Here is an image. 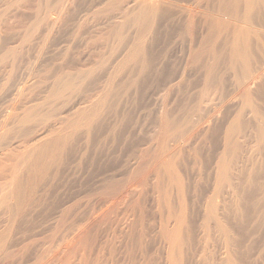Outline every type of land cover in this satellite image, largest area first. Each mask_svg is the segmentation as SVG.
Segmentation results:
<instances>
[{
	"label": "rangeland",
	"instance_id": "1",
	"mask_svg": "<svg viewBox=\"0 0 264 264\" xmlns=\"http://www.w3.org/2000/svg\"><path fill=\"white\" fill-rule=\"evenodd\" d=\"M9 1L0 0V190H2L0 191V193L2 192V195L4 191H6V182L8 183V181H10L9 179H12V177H14L12 173H14L13 169L17 165L16 163H18L19 166V163H21L20 160L24 159L25 154L34 145V141L31 138H34L35 135H30V133H28L30 131L24 132V130H26L25 127L24 129H20V133L17 132V129L23 127L22 123L20 122V118L23 116L25 111L29 107H32L34 105H36L34 107V111H36L42 104H45L44 108L41 109L43 112L49 110V105L53 106L54 108L55 106L60 104L58 107H62L61 103L63 104L64 101H61L60 103V100H57V102L59 103L56 105V100L52 95V90L54 89L53 86L55 82L56 86L60 80H66L68 76L81 79L82 81L87 83L90 82V84H85V86L88 88L86 95L90 94L92 96V94H94L92 96L94 100H97L99 98V96L97 95H99V93L101 95L102 92L104 93V90H106L108 86V88H110V86L112 87V84H115L114 82L118 80V77H120V80L122 78L121 76L123 75H118L114 78V76L111 74L114 73L113 67L117 65V62L121 61L122 54H124V51L120 50L122 48L121 41L123 39V36L117 34V32L112 28L114 26H119L120 24L128 20L125 19V15H123L121 12L114 10V6L110 3H113L115 1L112 2V0H106L105 2L101 3L99 7H94L95 9L97 8L94 12L90 11L92 14L88 15L91 16L86 17V15H84L88 13L86 12L82 13L81 16L79 15L80 19H78V16H75L77 19L73 17L74 19L64 18L61 20H55L54 29L46 25V22L49 20L48 17L44 18L38 29L35 30V32H31V37L25 38V33L33 27L35 22V2L37 0H35L34 2L33 0H30V3L28 2L29 5L26 4L27 6L25 5L21 8H19L20 6H17V4L14 2L9 4ZM129 1V5H131V0ZM41 2L43 3V0H41ZM182 3L184 2L174 3L175 5L170 4L172 7L167 3L168 6L165 5V8H172L171 14L172 16H175L173 17V19H175L171 20V17L169 18L170 20H168L170 21L169 23L167 21L165 22V24L162 23L164 27L160 25L155 29V31L161 30L160 33L162 34L166 31L163 35L161 34V37L158 38L156 44L154 45L156 47L154 49V53L158 61L156 62L155 58V62L159 68L161 66L160 69L164 67L169 73L171 71L178 70L180 73L177 71V74L180 75H177L176 72H172V74L174 73V75L178 76V79H176L177 81L175 80L176 82H173L172 84L170 83V85L167 83L166 86V82H164L163 80H158L157 76H155L157 75V71L159 72L160 70L158 67H155L156 70H150L151 73L149 74L151 75H148L149 78L147 77L145 82L141 84L140 88L134 85L129 77H127L122 84H117L116 90L114 92V94H117L114 101L116 103L115 107L117 112L114 111L113 108H110V112H107V114L102 117L101 121L99 120L103 124H101L100 126H106V128H104L106 131L103 128L98 130V137L95 139L96 141L89 145L86 142L87 138L85 137L87 136L85 132L82 130L83 132L79 131L77 133L79 135V140L74 144V146H71L74 151L71 148V150L69 149L70 154L72 155H70L71 161L69 160L67 162L68 164L66 163V165H63L65 167H60V169L62 168L63 171L61 173L58 172L59 175L57 174L54 177L53 171H51V176L53 177L51 178L49 176V180L53 178L56 179L51 180V182L49 180L46 181V184L52 186V190H50L49 192V186H46L44 184L46 186L43 187L44 190H42L43 188L41 186V189L39 188L41 192L39 190L37 192H40L42 194L48 191L47 194L51 195V197L49 196L47 199L48 195L45 198L46 194L41 195L39 193L38 195H36H40L41 198L43 197L45 199V201H42L44 199H41L42 203L39 204L40 197H38L39 200L36 197V202L35 204L33 203L35 205L33 206L34 208L31 209V206H29L28 208L29 215L25 216L27 217V219L24 217V215L26 214L23 215L24 218L22 217L21 222L26 219L25 222L20 223L21 225L17 222L20 226L17 223V226H14L15 224L13 225V227H17V229L20 228L22 231H19L15 228L17 230L16 231L13 228L14 231L11 233L13 235L11 236V239L14 240V245H12L13 248L11 247V245H9L11 249L8 247L10 249L8 250L11 254L8 252V250V254L2 253V256L3 254L4 256L6 254V256H0V262L1 259L4 258V260L2 259V261H4L6 264H10L8 262H14L13 264H49V262L50 264H164L165 258L168 257V254H172L173 256H175V252L178 253L183 248V246L173 243V238H170L169 236L163 234L166 230H168L171 235L175 232H179L182 236H184L185 232L182 228L183 225L181 219V214L183 213L182 202L184 201V203L187 205V214L189 213L191 215L193 212L191 217L190 215H187V218L189 217L190 219H192L194 217L199 224L200 221V223L203 222V218L200 219L199 216H203V212L205 210L203 208V205L206 202L205 199L210 195L211 197L214 196L219 200V204L217 205H219L220 207V213L223 212V206H226L225 217L223 216V218L227 225V235H229V240L231 241V243H229V241H226L225 235L217 231L214 233L212 231L213 236L211 235L209 237H205V233L203 232V230L201 229V231L198 228L200 226H197L196 232L199 231V234L196 235L195 238H193L194 242L191 241V243H189L190 239H188V237H185L186 240H189L186 244L187 246L185 247L192 246L194 249L192 247L191 248L193 250L190 247L183 248L184 250L190 249L191 251H193V254L187 250V252L189 253L188 254L185 252L187 256L177 255L176 257H179L178 263L252 264L251 262H253V264H255V262L257 261L256 263L259 264L260 260V264H264V221L261 222L259 213L255 211V209L253 208L254 206H252L253 204H249L248 206L251 207L252 214L250 213V211H248L243 213L239 217H235L234 209L229 207L228 204L232 203L239 196L234 194V190H231L228 193L227 185L226 187H224L226 189L221 188L216 192L214 189V185H209L210 177L213 176H209L208 170L205 169V161L209 158V155L215 151V139L218 140L224 136L226 127L225 125H223V122H225L224 120L214 124L208 131L198 132L197 128L199 127L197 126H199V121L201 120L202 122H204L208 117V113L205 112L203 113V115H201V113H198L196 115L193 114V122H197V125L193 127L190 126V128H193H191L192 130L190 128H187L188 130L186 131H188L189 133H186L185 131L186 134L183 133L184 136L181 135L182 138L184 137L183 139L180 136L179 137L181 139H179V137L174 139L175 137L169 134L170 138L172 137V139L174 140H179H177L178 142L174 140L172 141L167 135L170 141H165L167 142V144L169 142L168 145L166 144L167 148L165 149L167 151V153H165L167 154L165 159L170 160V165L168 166V168H164L165 170H161L160 164H157L158 174H160L156 175L152 171L154 170L153 166L155 167V164L150 166L152 162H149L147 163V165L149 164L148 166L150 168H148L147 165L145 167V169L147 168V172L144 169V172L141 170L137 171V166H139L138 162L139 160H141L142 152L145 150H149L150 152L153 151V144L154 142H156L154 139V135H157L158 137L160 136V126L158 122L162 119L160 118L161 115L163 118L170 117L176 121L183 123V118H185L184 116H186V113L190 111L196 104V101L194 100L195 95H193L196 90L192 88V82L195 81L198 84L199 81H197V79H199V73H196L198 75H194V73L192 74L193 70L195 72L196 69L191 68V66L187 64V61L185 59L186 56H184L185 54L182 52L186 47H188V41L185 40V43H187L186 45L183 44L184 38H182V26L179 20L183 15L186 14L183 11L181 12L184 7L182 9L180 7L185 6L186 8L189 7L192 10L195 9V6L190 7L193 4L185 3V5ZM79 4L80 3H77L76 5ZM176 4L180 5L178 6ZM81 5L83 6V4ZM82 6H80V9H85V6L87 7V5L83 7ZM103 9H107L109 11L107 12L106 10L102 12ZM58 12L59 9L54 10L49 14L52 15V18L50 17L51 20L59 14ZM178 12L180 13L179 15ZM106 13H111L113 17H107ZM175 13L176 15H174ZM83 17H86L88 19H84ZM81 19L83 20L81 21ZM168 25H173V27H170H172L174 30L171 29ZM167 27L168 30L171 29V32L167 30ZM175 30L178 32V34ZM167 31L168 33L170 32L168 34L169 37L166 36ZM125 32L130 39V35L134 32V29L129 27L125 30ZM175 33L177 35H175ZM183 45L185 46V48L183 47L184 50L182 49ZM180 47L182 51L180 50ZM118 52L119 54H116ZM180 53L182 55L184 54V58L180 57L182 56ZM115 54L117 56H115ZM104 57L106 58L105 61ZM110 59H113V61L115 62V66L114 62L112 61V67ZM160 60L163 61V63H161ZM181 60L183 62H181ZM158 63H160L161 65ZM183 64L186 67L183 66ZM59 65H62L61 68H63V70L59 68ZM187 65L192 69L190 70L192 71L191 73L189 72V67ZM104 67H107V70ZM109 67L110 70L108 69ZM103 69L106 70L105 73H108V75H106L107 77L104 76V78H100L104 75V73L102 74V72H104L102 71ZM166 69L162 70H165V72L169 74ZM183 69L185 70V73H183ZM90 70H93L94 75L96 76L100 74L102 75L100 77L98 76L99 78L94 76L97 80L99 79L98 82L97 80L95 81V79L91 81V73L88 72ZM226 70V68H223V73ZM181 72L183 74L187 73V75L192 74L196 79L193 76L192 78H189L191 76L188 77L186 75H181ZM111 76L113 79L111 78ZM181 76L184 77L181 78ZM108 77L111 78L109 79L111 81V84L109 83ZM186 77L192 80L190 81ZM200 78L202 80L204 79L203 77ZM7 79L8 81L11 80V82L9 83ZM112 80L114 82H112ZM94 81L96 82V84ZM106 82L108 83L106 84ZM195 82L193 83L195 84ZM8 84L10 88H8ZM191 85L192 87H189ZM216 86L217 84L215 81L214 84H210V92L217 91L215 90L217 89ZM20 89L23 90L20 92ZM189 91H191L193 94L191 93V95ZM196 93L197 91L195 92V94ZM90 95H87L88 98L90 97L89 99H87L86 96V100H93ZM82 98L85 99V97ZM74 100L77 101V99L74 98L72 103H75ZM165 102L166 104L164 105ZM65 103L64 105H67ZM72 103L71 106L73 107ZM85 103L86 105H89V102ZM85 103H81V105L79 104L80 107L79 105L75 106V109L76 107L78 109L85 107ZM69 104L70 103H68L67 107H64L63 105V107L60 108L61 111L64 112V108H66V111L68 107L69 110L71 108ZM242 105L243 103L241 104V106ZM163 107L166 109H164ZM168 108L170 110L168 111L170 112V114L165 113ZM72 109L75 111L74 108ZM161 109L162 111H164L163 114ZM70 110L61 114V117H64V122L67 121L69 123H72V121H74V117L72 118V116H69L72 121L69 118V120L66 118V116L68 117L67 114L70 113L69 115H71V111L76 116V111L73 112V110ZM59 111L60 110H58V113H61ZM235 111L236 109L232 107L225 112V115H229V118L232 119ZM14 114L16 115L15 118H18V121H15L16 119H13ZM58 117H60V114H58ZM69 123L66 124L70 126L71 123ZM244 123V130H241L242 132L240 134L244 138L241 139V142L239 143L240 148H236L234 152L231 151V157L233 158V161H230L229 163L230 178H233L231 179V182H234L235 180L238 181L239 186H236V189L238 190L245 188L240 194L241 197L247 194L251 190V187L253 185L258 183L264 185V167H262V163L257 164L253 168L252 163L248 160L249 156L256 150H259L261 152L259 159L264 156V145H260L257 142L258 120L257 118H254L253 115H246L244 118ZM156 125L159 126L158 129V126ZM107 127L109 129L108 131ZM13 129L15 132H17L15 135L12 133ZM21 130H23V132ZM156 132L159 135L155 134ZM98 133L100 135L104 134L101 135L103 137H100ZM29 135L30 137H27ZM32 135L34 136L32 137ZM81 136H83V138H81ZM27 138L30 139L28 140ZM30 140L33 144L30 142ZM28 142L30 143L28 144ZM158 143L159 139L155 144ZM176 146L179 148L176 149ZM157 147L155 148L157 152L154 151V153L156 154L162 150V148H160L161 144L157 145ZM157 149H159L160 151ZM71 151L73 153H71ZM242 154H246V157L244 159L241 160L240 158H237V156L240 157ZM152 155L154 156L155 154ZM153 156L149 158L152 159ZM113 164L119 168H117L118 173L115 171V167H113ZM22 166L24 165L21 164V167ZM100 166H103L101 167L102 170L103 168H109V170L111 168L112 172L109 171V173L111 172L110 176H112V173L114 172V174L116 173V178H114L113 180L112 176L108 179L109 173L108 171H106L108 169H104L108 173L107 174L104 171V174H106L105 179H108L105 180L103 174V176L101 174H98V171L100 172L101 169ZM178 166H181V171L179 170L180 167ZM96 169H98V171ZM237 169L240 170V173L238 174V178H235V176H237ZM172 170L175 173L174 176H170V171ZM178 170L180 171V173H178ZM139 172H143V175H141ZM115 179L117 180V186H119L118 189H121L120 192L116 190L117 187L114 188V190H116L115 192L111 189H108L110 190V193L107 191V189L106 191H99L101 190V186L104 183H109L110 180L115 182ZM48 181L52 184H49ZM117 182L122 184L119 185ZM3 185L5 186L2 187ZM121 186L123 188H120ZM46 188L48 189L46 190ZM208 188L210 189L209 191H207ZM78 191H80L81 193H78ZM71 192L72 194L74 193V196L70 195ZM55 193L60 194H58V196ZM69 196L74 197V200L72 199L69 202L70 205L73 204V208L71 209L70 207L71 210L69 212L72 215L74 213L76 214H74L75 216H72L71 214V216L69 214L68 215L70 216V218L75 217L74 220L77 218L75 220L76 224L71 222L59 223V226L61 225L59 227V232L57 221L60 218L57 217H59V215L63 212V209H58V207L65 208V206H61V202L60 206L59 203L55 205L57 207H55L54 205L51 206V204H53V202H59L60 199L61 201L65 200V198L68 199ZM262 196H264V194ZM37 200L39 201V203L37 202ZM0 201H2V198L0 199ZM136 202L138 205L136 204ZM70 205L68 204V206H66L69 207ZM133 205H135L136 207ZM53 207L58 209L57 211H60V214L56 212ZM4 208L5 207H0L1 231L5 229L3 228L5 227V223H8L6 225L7 228L8 225L12 226L11 222H9L8 219L9 215L5 214L6 210ZM199 208L202 212L197 213ZM45 209H50V211L53 210L54 212H47L45 211ZM2 210L3 212H1ZM40 210L42 211V213ZM64 210H66V208ZM194 213L195 215H197L196 217ZM81 214L87 215H83L82 217ZM52 216L54 217V220L51 219L53 218ZM6 217L8 219V222ZM94 219L97 220L94 221ZM87 220L89 223L87 222ZM86 222L88 225L90 223H93L92 225H89L90 228H92L94 225L96 226L91 229V231L95 230V233L97 232V239L95 238V240L97 241L94 240L95 242L93 241V244H90L92 247H88L87 245L84 246L79 240H77V238H75V235L77 233L76 231H78L77 229H79L78 227L83 228V225L87 226V224H85ZM24 223L25 225L22 226V224ZM55 223L57 227H54ZM69 224H71V226H73L74 228L76 227V230L70 227ZM132 224H134V228L132 226L130 228V225ZM257 224L261 225L258 226ZM127 226L129 227L128 229H134H132L133 233L131 232V230L128 231ZM123 227H125L126 229H123ZM55 228L58 229L56 230ZM71 228L73 229V231L75 230V235ZM53 230L57 232H53ZM124 232H130V234L128 233L127 235V233L125 234ZM17 234L20 235L18 236ZM52 235H54L55 237ZM65 235L67 237H65ZM72 238H74V241L72 240ZM196 239H198V242ZM77 242L81 243L80 245L83 246H77L79 245ZM192 242L194 245L192 244ZM26 246H28V248ZM84 247L87 248V250L90 249V252L87 253V250L83 252L85 250ZM24 248H26L27 250ZM12 249L15 251L13 252ZM15 255H18L20 257H16ZM83 256L85 258L84 260L82 258ZM87 256H90L89 259ZM7 257L10 261L6 259ZM27 260L29 262H27ZM85 260H88V262H86ZM4 262L1 263L3 264Z\"/></svg>",
	"mask_w": 264,
	"mask_h": 264
},
{
	"label": "bare ground",
	"instance_id": "2",
	"mask_svg": "<svg viewBox=\"0 0 264 264\" xmlns=\"http://www.w3.org/2000/svg\"><path fill=\"white\" fill-rule=\"evenodd\" d=\"M34 1L35 0H33V2ZM105 1L106 0H43V3H42L41 0H37L35 2L36 3L35 22H34L33 27L25 33V38L31 37V34H32L31 32H35V30L38 29L39 25L44 20V18L48 17L49 20L46 22V25L48 27L54 29L55 28V20H61L64 18L65 19H68V18L72 19L73 17L76 18L75 16H78V19H80L79 15L81 16L82 13H86V12H88V13L84 14V15H86V17L91 16V15H88V14H92L90 11L94 12L97 9V8L95 9L94 7H99V5ZM113 1H115V2H113ZM12 2L16 3L17 6H20L19 8H21V7H24L26 4H28V2L30 3V0H11V1H9V4ZM112 2L113 3H110V4H112L114 6V10L121 12L123 15H125V17H126L125 19L126 20L128 19L127 21L120 24L119 26H114L112 28L114 31L117 32V34H120L121 36H123V39L121 41L122 48L120 50H123L124 54H122L121 61H119V62H117L118 60L116 61L117 62L116 66H115V62L113 61V59L115 57L112 60L110 59V61H111L110 63H112V61H113L114 66H115V67H113V63H112V67L114 68L113 69L114 73L112 72L113 74H111V75H113L114 78L117 77L118 75H123V76H121L122 78L120 80H119L120 77H118L119 81L117 80V78H116L117 81L115 80L116 82H114L112 80V82L115 83V84H112L113 85L112 87L110 86V88H108L109 87L108 85H107L108 87L105 86V87H107L106 90H104V93L101 91L102 92L101 95H100V93H99V95H97V96H99V98L97 100L93 99L92 96L94 94L91 93L92 96L90 94H87L88 96L90 95L91 98L93 99L91 101L86 100V96H87L86 93H87L88 88L85 86V84H90V82L87 83V82L82 81L81 79H77V78L72 77V76H68L66 80H63V79L60 80L56 86H55V84H56V82H55V84H54L55 87L53 86L54 89L52 90V95L55 97L56 105L59 103V102H57V100L58 101L60 100V103H61V101L62 102L64 101V103L66 102L65 104H67V105H68V103H70L69 104L71 107L70 109L73 110L72 108L75 109V106H77L79 104L81 105V103H85V102L88 103L89 102V105H86V103H85V107H82L79 109L76 107V109H75L76 112L73 110V112H75L76 116L69 109L71 111V115H69L70 113L67 114L68 117L66 116V118L68 119L69 116H72V118L74 117L73 118L74 121H72L69 118L72 121V123L70 122L71 124L67 121L64 122V117H61L62 113L69 111L68 110L69 107L67 108L66 111H65L66 108H64V112L61 111L60 108L63 107L64 103L63 104L61 103L62 107H58L60 104L55 106L54 108H53V106L49 105L48 106L49 110L46 112H43L41 110L42 108H44L45 104H42L36 111H34V107L36 106V105H34L32 107H29L25 111L23 116L20 118V122L22 123L23 127L17 129V132L20 133V129H24V127H25L26 130H24V132L30 131V132H28V133H30V135L31 134L35 135L34 138H31L34 141L33 142L34 145L25 154V156L26 155L27 156L26 157L24 156V159L20 160L21 161V163H19L20 165L18 166V163H16L17 165L13 169L14 173H12V175H14V177H12V179H9L10 181H8V183L6 182V184H5L6 189L4 188L6 191H4L3 195H2V192L0 193L1 194L0 197L2 198V201H0V203H1L0 207H5L4 208L6 210L5 214L9 215L8 219H9V222H11V224H12V226L8 225V228H7L6 225L8 223L7 224L5 223V227H3L5 229H3V231L0 230L1 231L0 232V256H2V253L8 254L12 245H14V240L11 239V236H13L11 233L14 230H16L17 227H13V225L15 224L14 226H17L18 223L20 224L22 222H25V220L27 219V217H25V216L29 215L28 214V211H29L28 208H29V206H31L30 207L31 209L34 208L33 206H35L34 204L36 202V197H37V199H38V197H40L39 198L40 203L38 201L39 199L37 200V202L39 204H41L42 201H45V199L43 197L41 198L40 195L36 196L41 192L40 187L41 186H42V188L46 187L48 185V184H46V181L49 180L50 177L51 178L53 176L55 177V175H57L58 172L61 173L63 171L62 168L65 167L63 165H66V163L69 160L71 161L70 158L72 155L70 154L69 149L71 148L72 145L74 146V144L76 142H78L79 135L77 133L79 131L81 132L83 130L87 136V137H85L88 140V141L86 140V142L89 145V144L94 143V141H96L95 139L98 137L97 131L100 130L101 128H103V129L106 128V126L105 127L100 126L102 124V122H100V121H101L102 117H104L107 114V112H110L109 111L110 108H113V110L116 111V107H115L116 103L114 101H115V97L117 94H114V92L116 90L117 84H122L123 81H125V79L127 77H129L131 79V82L134 85H136L138 88H140L141 84L143 82H145L148 75L149 76L151 75V74H149V73H151L150 70L151 69L153 70V69H155V67H158V65L156 64V62H158V61H157V58L155 57L156 55L154 53L155 52L154 49L156 47L154 45L156 44V41L158 40V38L161 37L162 33H160L161 30L155 31V29L157 27H159L160 25H162L164 27V25L162 23L165 24L166 21L169 23L170 22V21H168V20H170L169 18L172 17L171 18V20H172L173 17H175V16H172V14H171V12H172L171 7L172 6L170 4L175 5L174 3H178V2H184L182 4H185V3L193 4L190 7L195 6V9H192V10L189 7H187V8L185 6L180 7L181 9L184 7V9L181 10V12L183 11L184 13H186L185 15L182 16V18H181L182 21H181V19H179L180 24L182 26V30H181L182 33L181 34L183 36L182 35L181 36H182V38H184L183 44L186 45L187 42L185 43V40L188 41V43H187L188 47H186L187 49L185 48L184 45L182 46V49L184 47L185 50L184 49L183 50L187 51V52L182 51L181 47H180V50L185 54V55L184 54L183 55L186 56L185 59L187 61V64L189 66H191V68L196 69L195 72H194V70L192 72V71H190L192 69L187 65L189 67V72L190 73L192 72V74L194 73V75H198L196 73H199V77L197 76L199 79H197V81H199L198 84H201V83L202 84L198 85L197 82L193 81V82H195V84L192 82L193 87H192V85L189 86V87L194 88V90L197 91L196 94H195L196 91L194 92L192 90L194 92V94L191 91H189L190 94L192 93L193 95H195L194 100L196 101V104L194 105V107L190 111H188L186 113V116H184L185 118H183L184 119L183 123L176 121L170 117H164L163 118L162 115L160 117L162 119L160 121L157 120V121H159L158 123L160 126V129H159L160 130V132H159L160 136L158 137L157 135H154L155 138L154 137L153 138L155 139L156 142H158V139H159V143L161 142L160 148H162V150L160 151L159 150L160 148H159L157 150H159L160 152L157 154L154 153V151L157 152L155 149L157 147V145H160L159 143L155 144L156 142H154L153 145H154V147L156 145V147L155 148L153 146L152 147L155 150L152 148L153 151H151V152L149 150L143 151L142 155H141V160H139V162H138L139 166H137V171H139V170H141L143 172H144V170L146 171L147 168L145 169V167H146L147 163H149V162L150 163L152 162V164L150 166L155 164V167L153 166L154 170H152V171L156 175L158 174L157 164H160L161 170L167 169L168 166L170 165V160L165 159L166 155H167V154H165V153H167V151L165 150L167 148V146H166L167 142H165V141H169L170 135L175 137L174 139L178 138L179 136L181 137V135H183V133L186 134L188 132V131H186V130H188L187 128H190V126L193 127V126L197 125V122H193V119H192L193 114L196 115L198 113H201V115H203V113L207 112L208 113L207 119L204 122H202L200 120L198 123V125H199V126H197V127H199V128H197L198 132L208 131L214 124L219 123L223 120L225 121V122H223V125L226 126L225 131H224V136L221 137V139H218V140L215 139V145H216L215 151L212 152V154L209 155V158L205 161V169L208 170L209 176H213V177H210L209 185H214L215 192L220 190L221 188L226 187V185H227L228 193L231 190L232 191L234 190V194L240 197V198L238 197L237 199H235L232 203L228 204L229 207L234 209L235 217H239L240 215H242L243 213L248 212V211H250V213L252 214L251 207H248V206H249V204H253L252 206H254L253 208L255 209V211H257L259 213V217L261 219V222L264 221V196H262L264 194V185L261 183L253 185L251 187V190L247 194H245L243 197H241L240 194L242 193V191L245 188L238 190V189H236V186H239L238 181L235 180L234 182H231L232 181L231 179H233V178H230V164H229L230 161H233V158L231 157V151L234 152L236 148H240L239 143L241 142V139L244 138L240 134L244 130L243 129V127L245 125L244 118L246 115L247 116L253 115L254 118H257V120H258L257 142L260 145H264V0H131V3H132L131 5H129L130 4L129 0H112ZM77 3H80V4L76 5ZM167 3L169 6H171V7H169V9H171V10L165 8L166 6H168ZM81 4H83V6L87 5V7L85 6V9H80V6H82ZM176 5H178V4H176ZM58 9H59V12H58L59 14L56 15V17L51 20L52 15H49V14L52 11L58 10ZM91 9H94V10H91ZM106 10L107 9H103L102 12H104ZM108 11L109 10H107V12ZM179 14L180 13L178 12V15ZM174 15H176V13ZM106 16L109 18L113 17L111 13H108V14L106 13ZM180 17H181V15H180ZM176 18H177V16H176ZM86 19H88V18H86ZM82 20L83 19H81V21ZM176 21H177V19H176ZM168 26L173 27V25H168ZM129 27L134 29V32L130 35V39L125 32V30ZM172 27H170V28L173 29ZM153 29H154V31H153ZM167 30H168V27H167ZM170 30H168V31H170ZM168 31H167V35L166 34L165 35L169 37L168 34L171 31L169 33H168ZM123 34H126V35H123ZM172 34H174V33H172ZM177 34H178V32H177ZM177 34L175 33V35H177ZM170 38H172V37H170ZM119 44H118V46H119ZM180 50H179V52H180ZM116 54H119V52ZM116 54H115V56H117ZM183 55L182 56L179 55V56L184 58ZM157 56H159V55H157ZM155 58H156V62H155ZM117 59H119V58H117ZM105 60H106V58L104 57V61ZM166 61H168V60H166ZM181 62H183V61L181 60ZM161 63H163V61H161ZM158 64H160V63H158ZM184 64H183V66H185ZM61 66L59 68L61 70H63V68H61ZM160 68H161V66H160ZM223 68L227 69L224 73L222 71ZM105 69L107 70V67ZM105 69L102 70L104 72L101 71L102 74L104 73L103 76L101 74L97 75V76L94 75L93 70L88 71L89 73H91V78H92L91 81H93V79H95V81L97 80L94 76H96V77L102 76L100 78H104V76L108 75V73H105V71H106ZM108 69L110 70V67ZM162 69H166V68L162 67ZM162 69H160L159 72L157 71V75H155V76H157L158 80H163L164 82H166V84H165L166 86H167V83L170 85V83L172 84L173 82L177 81L176 80V79H178L177 75H180V74H177L179 72L178 70L171 71L170 72L171 74H170L166 69V71L169 73V74H167L165 72V70H162ZM172 72H176L177 75H174V73L172 74ZM183 73H185L184 69H183ZM183 73L181 75H186L188 77L191 76L189 78H192V76H193L192 74L187 75V73L186 74H183ZM200 73L202 74V76ZM109 77H110V74H109ZM109 77H108V80L112 78V76H111V78H109ZM183 77L181 76V78H183ZM200 77H203L204 79L202 80ZM189 78H187V79H189ZM194 78H193V80H194ZM8 79H7V81H8ZM98 80H97V82H98ZM181 80H183V79H181ZM189 80L191 81L192 79H189ZM201 80L204 82V84ZM214 81L217 84V86H216L217 89H215L217 91H215V92L212 91L213 92L212 93V92H210L211 89L209 86H210V84H214ZM8 82L10 83L11 80H9ZM94 82H92V83H94ZM110 82L111 81L109 80V83ZM107 83L108 82H106V84ZM163 83H162V86H163ZM95 84H96V82H95ZM166 86H165V88H166ZM8 88H10L9 84H8ZM196 88H198V89H196ZM22 90L23 89H20L19 91L21 92ZM101 90H102V88H101ZM191 95H190V97H191ZM88 96H87V99L90 98V97L88 98ZM82 97H85V99H83ZM168 97H169V95H168ZM74 98H76L77 101L74 100L75 103H72ZM169 99H170V97H169ZM138 100H139V98H138ZM166 102L164 103V105L166 104ZM71 103L73 104V107L71 106ZM242 103H243V105L241 106ZM67 105H64V107H67ZM80 105H79V107H80ZM232 107H234L236 109V111H235L233 118L230 119L229 115H227V116L225 115V112L228 111ZM164 109H166V108H164ZM58 110H60L59 112H61V113H58ZM161 111H162V109H161ZM168 111H170L169 108H168V110L165 111V113L170 114V112H168ZM163 113H164V111H162V114ZM58 114H60V117H58ZM13 116H14L13 119H16L15 118L16 115L14 114ZM199 117H202V116H199ZM15 121H18V118ZM66 123H69L70 126ZM156 126H158V125H156ZM159 126L157 127V129L159 128ZM194 128H196V127H194ZM108 130L109 129L107 127V131ZM21 131L23 132V130H21ZM105 131H104V133H105ZM156 131H158V130H156ZM185 131H186V133H185ZM17 132H15L14 129L12 130V133L14 135ZM47 133H49V134H47ZM155 134H158V133L156 132ZM20 135H22V134H20ZM30 135L27 137H30ZM34 135H32V137ZM98 135H100V134L98 133ZM101 135H104V134H101ZM101 135H100V137H103ZM167 135L169 136V138ZM19 137H22V136H19ZM156 137H157V139H156ZM180 137H179V139L182 138V137L181 138ZM81 138H83V136H81ZM27 139L29 140L30 138H27ZM98 139H97V141H98ZM154 139H153V141H154ZM166 139H168V140H166ZM170 139L172 141L174 140V139H172V137ZM177 140H174V141H177ZM27 141H26V143H27ZM30 142H31V140H30ZM30 142H28V144ZM169 142H168V144H169ZM177 146L175 147L176 149L179 148ZM71 149L73 150V148H71ZM221 150H222V152H221ZM71 153H73V152L71 151ZM152 154H155V155L153 156ZM260 154H261V152L259 150H256L254 153H252L249 156L248 160H249V162L252 163L253 168L259 163H262V167H264V156L261 159H259ZM151 155L153 156L152 159H150L152 157ZM73 156H74V154H73ZM245 157H246V154H242L240 157L237 156V158H240L241 160L244 159ZM21 164L24 166L21 167ZM114 164H115V162H114ZM117 166H119V165H117ZM60 167H62V168L60 169ZM101 167H103V166H100V168ZM113 167H115V171L118 173L119 168L116 167L115 165ZM178 167H180L179 170L181 171V169H182L181 166H178ZM178 167H177V169H178ZM148 168H150V167L148 166ZM104 169H108V170H106V171H108V173H109V171H111V168H110V170H109V168H103V170L101 168L100 172L98 171V169H96V170L98 171V174H101V175L103 174L104 176L103 175L102 176L105 179L106 174H104V171H105ZM51 171H53V176H51L52 175ZM180 171L178 173H180ZM111 172L109 174L106 172L109 175L108 179L113 176L112 179L114 180V178H116V176H115L116 173L114 174V172H113L112 176H110ZM143 172H141V173L139 172V173L141 175H143L142 174ZM170 172H171L170 176L175 175L173 170ZM239 173H240V170L237 169V176H235V178H238ZM102 176H101V178H102ZM10 177H11V175H10ZM96 177H97V174H96ZM159 178H162V177H159ZM54 179H56V178L50 179L49 181L51 182V180H54ZM108 179H105V180H108ZM49 181H48V183H49ZM116 181L117 180L115 179V182L110 180V182L108 181L109 183H104L101 186V190H99V191H104V190L106 191V189H107V191L110 193V190H108V189L114 190V188L117 187L116 190H118L120 192L121 189H118L119 186H117ZM49 184H52V183H49ZM118 184L120 185L122 183H118ZM5 185H3L2 187H4ZM48 186H49V189L46 188V190L48 189L50 192V190H52V188H51L52 186L51 185H48ZM102 188H103V190H102ZM120 188H123V187L121 186ZM224 189H226V188H224ZM38 190L40 191L39 193H37ZM42 190H44V188ZM116 190H114V192ZM209 190L210 189L208 188L207 191H209ZM0 191H2V190H0ZM72 192L70 195L74 196V193L72 194ZM79 192L80 191H78V193ZM111 192H113V191H111ZM47 193H48V191H46V193L45 192L42 193L43 195L46 194L45 198L48 195ZM58 194H60V193H58ZM58 194H56V195H58ZM49 196L51 197V195H48L47 199ZM73 196H69L68 199L65 198V200H63V201H61V199L59 198L60 201L57 203L53 202V200H52L53 204H51V206L52 205L55 206L58 203L60 206V202H61V206H65V208H66V210H64L65 208L58 207V209L59 208L63 209L62 210L63 212L60 214L59 213L60 211L58 212L57 211L58 209L53 207V209H55V211L60 214L59 217L55 216L57 218H60L59 219L60 221L56 218L58 220L57 221L58 228L61 226V225L59 226V223L71 222V223L76 224L75 220L77 218L75 220H74L75 217L70 218V216L72 214L69 212L73 208L72 207L73 204L70 205V203H69L72 199L74 200ZM41 199H44V200L41 201ZM50 200H51V198H50ZM58 200H55V201H58ZM205 201L206 202L203 205V208L205 209L203 212V216L202 217L199 216L200 219L203 218L202 223H200L201 222L200 221L198 224V221L193 217L196 212L192 216L194 218V220H193V218L192 219H190L189 217L187 218V215H190V214L189 213L187 214V208H186L187 205L183 201L182 202L183 213L181 214V219H182V225H183L182 228L185 232L184 236H182L179 232H175L174 234L171 235V233L168 230H166L163 234L166 236H169L170 238H173V243H175L176 245L177 244L181 245V246H183V248H189V247L191 248L192 246L185 247V246H187L186 244L189 241V240H186L185 237L186 238L188 237V239H190L189 243H191V241L194 242L193 238H195V236L199 234L198 230H197L198 232H196V228H197V226H200L198 228L200 230L201 229L203 230V232L205 233L204 234L205 237L211 236L212 231H213V233L217 231V232H220L223 235H225L226 241L227 242L229 241V243H231V241L229 240V235H227V232H228L227 225H226L224 218H223V216L225 217L226 206H223L224 207L222 209L223 212L220 213L219 212L220 207H219V205H217V204H219V200L217 198H215L214 196L211 197L209 195V196H207ZM244 201L246 204L244 203ZM54 203H56V204H54ZM65 204L67 206L69 204L70 206L67 207ZM136 204H137V202H136ZM133 206H135V205H133ZM55 207H57V206H55ZM70 207H71V209H70ZM51 209H52V207H51ZM45 211L49 212L50 209L49 210L45 209ZM51 211H53V210H51ZM1 212H3V210ZM56 212H55V214H56ZM200 212H202V211H200V208H199L197 213H200ZM41 213H42V211H41ZM24 214H26V215H24ZM68 214L69 215L71 214V215L69 216ZM74 214H76V213H74ZM74 214L72 216H75ZM192 214H193V212H192ZM23 215L26 219H24L21 222ZM51 215H50V217H51ZM83 215L86 216L87 214H83ZM83 215H82V217H83ZM191 215H190V217H191ZM198 215H201V214H198ZM99 216H101V215H99ZM196 216L197 215H195V217ZM103 218H104V216H103ZM6 219H7V217H6ZM8 219H7V222H8ZM51 219L54 220V217ZM84 219H86V218H84ZM95 220H97V219H94V221ZM87 222H88V220H87ZM87 222L85 224H87ZM97 223H99V222H97ZM105 223H103V224H105ZM74 224H72V225H74ZM92 224L90 223L89 225H92ZM23 225H25V223L22 224V226ZM67 225H68V223H67ZM89 225L88 224H87V226L83 225L84 226V227L82 226L83 228L78 227L79 229H77L78 231H76L77 233L75 235L74 231L76 230L75 229L76 227L74 228L73 226H71V224H69L70 227L75 229L73 231V229L71 228L74 235H75V238H77V240H79L84 246L87 245L88 247L91 246L90 244H93V241L97 237V235H96L97 232L95 233V230L94 231L92 230L93 232L91 231V229L95 225L92 228H90ZM257 225L259 226L261 224H257ZM19 226H18V228H19ZM55 226H56V223H55L54 227ZM98 226H100V225H98ZM131 226L133 227L134 224L130 225V228H131ZM13 228H14V230H13ZM128 228L129 227L127 226V229ZM71 229H70V231H71ZM123 229H126V228L123 227ZM132 229H128V231L131 230V232H132L134 230V229L133 230ZM17 230L20 231L21 229L19 228ZM26 230H27V227H26ZM59 230H60V228L58 229V231ZM16 231H15V233H16ZM53 232H57V231L53 230ZM15 233H13V234H15ZM19 233H21V232H19ZM128 233L130 234V232H128ZM128 233H127V235H128ZM50 234H52V233H50ZM69 234H71V233H69ZM17 235L19 236L20 234H17ZM133 235H136V234H133ZM202 235H200V236H202ZM52 236H54V235H52ZM65 237H67V236L65 235ZM139 237H140V235H139ZM135 238H136V236H135ZM199 238H201V237H199ZM73 239L74 238H72V240ZM196 240L198 242V239H196ZM95 241H97V240H95ZM193 242H192V244H193ZM20 243H21V241H20ZM81 243H78L79 245H77V246H83V245H80ZM196 244H198V243H196ZM9 245H11V247ZM189 245H191V244H189ZM16 247H19V246H16ZM26 247L28 248V246H26ZM183 248L178 253L175 252V256H173L172 254L171 255L168 254V257L165 258L164 264H168V263L179 264L178 263L179 257H176L177 255H180V256L186 255V253H188L187 250L190 251L191 253L193 252L190 249L184 250ZM16 249H18V248H16ZM24 249H26V248H24ZM32 249H33V247H32ZM7 250H8V252H7ZM86 250H87V248H85V250L83 252H85ZM89 250H87L88 251L87 253L90 252ZM14 251L15 250H13V252ZM144 251H143V253H144ZM18 252H20V251H18ZM27 252H29V251H27ZM91 254H92V252H91ZM18 255H15V256L17 257ZM3 256H4V254H3ZM5 256H6V254H5ZM8 257L6 259H8ZM18 257H20V256H18ZM89 257H88V259H89ZM41 258H43V257H41ZM82 258H83V260L85 259L84 256ZM2 259L4 260V258H2ZM2 259H1V262H4V261H2ZM22 260H23V258H22ZM256 260H258V259H256ZM1 262H0V264H2ZM15 262H17V261H15ZM27 262H29V261L27 260ZM86 262H88V260ZM256 262H255V264H257ZM8 263L13 264L14 262L13 263L8 262ZM251 263L253 264V262H251ZM49 264H50V262H49ZM259 264H260V260H259Z\"/></svg>",
	"mask_w": 264,
	"mask_h": 264
}]
</instances>
